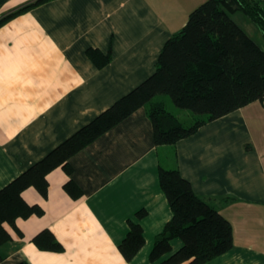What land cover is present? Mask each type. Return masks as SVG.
<instances>
[{
    "label": "crops",
    "instance_id": "0c3cea01",
    "mask_svg": "<svg viewBox=\"0 0 264 264\" xmlns=\"http://www.w3.org/2000/svg\"><path fill=\"white\" fill-rule=\"evenodd\" d=\"M34 1L0 0V19ZM203 1L47 0L0 26V189L152 75L166 41ZM91 48L111 61L97 67ZM70 165L72 174L49 173L47 197L35 187L23 192L45 212L7 225L12 240L0 264H158L150 252L172 217L161 167L179 169L233 225V248L205 264H264V102L171 145L156 144L142 107ZM69 179L82 192L77 199L64 187ZM142 209L146 243L127 261L119 245ZM46 228L63 251L35 245ZM172 243L177 250L183 242Z\"/></svg>",
    "mask_w": 264,
    "mask_h": 264
},
{
    "label": "trees",
    "instance_id": "16d2710c",
    "mask_svg": "<svg viewBox=\"0 0 264 264\" xmlns=\"http://www.w3.org/2000/svg\"><path fill=\"white\" fill-rule=\"evenodd\" d=\"M45 1L36 0L11 11L0 19V26ZM235 11L245 13L264 36V0H206L189 14L185 26L166 41L152 75L0 189V261L1 247L12 240L7 225L16 227L19 218L42 216L45 212L41 205L29 203L23 192L35 187L47 197L50 172L63 167L72 174L70 159L74 155L138 109L147 107L156 144L171 145L237 109L264 102V48L234 20L230 13ZM88 54L99 68L112 59L111 53L93 48ZM159 94L169 95L176 106L190 110L195 121L186 124L163 102H153ZM159 182L172 217L155 238L150 252L152 262L205 264L233 248L230 220L197 195L179 169L161 167ZM64 187L73 198L81 196L73 179ZM146 214L142 209L136 213L137 220H128V233L119 245L127 261H132L146 243L139 221ZM176 238L183 243L174 250L172 242ZM32 240L41 250H64L48 228Z\"/></svg>",
    "mask_w": 264,
    "mask_h": 264
},
{
    "label": "rangeland",
    "instance_id": "374dc122",
    "mask_svg": "<svg viewBox=\"0 0 264 264\" xmlns=\"http://www.w3.org/2000/svg\"><path fill=\"white\" fill-rule=\"evenodd\" d=\"M204 0L203 2H205ZM196 8V7H195ZM194 10V9H192ZM192 12V11H191ZM234 20L258 43L264 48V36L256 24L242 11H235L230 13ZM248 30V31H247ZM163 102L167 110L177 115L186 124H192L195 121L193 113L185 108H180L175 105L174 101L169 95L159 94L153 99V102ZM257 134H260L257 132ZM261 138V137H260Z\"/></svg>",
    "mask_w": 264,
    "mask_h": 264
},
{
    "label": "bare ground",
    "instance_id": "6f19581e",
    "mask_svg": "<svg viewBox=\"0 0 264 264\" xmlns=\"http://www.w3.org/2000/svg\"><path fill=\"white\" fill-rule=\"evenodd\" d=\"M248 31V30H247Z\"/></svg>",
    "mask_w": 264,
    "mask_h": 264
}]
</instances>
